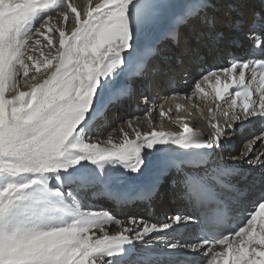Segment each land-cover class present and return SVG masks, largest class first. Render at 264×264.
<instances>
[{
  "label": "snow or ice",
  "instance_id": "6c2138e0",
  "mask_svg": "<svg viewBox=\"0 0 264 264\" xmlns=\"http://www.w3.org/2000/svg\"><path fill=\"white\" fill-rule=\"evenodd\" d=\"M164 7L162 0H88L79 8L72 0H0V264H133L134 241L182 229L188 240L169 243L163 259L139 264H264V11L233 22L250 42L248 58L233 56L194 83L192 95L207 96L201 84L214 81L207 135L180 117V132L153 128L136 131L133 140L121 128L120 143L111 136L92 140L98 118L135 98L127 76L156 74L149 61L158 49L144 40ZM197 7L203 0L178 14L164 35L178 42L180 26ZM54 16L63 26L50 23ZM216 23L208 21L210 28ZM229 43L236 36L218 31L204 55L219 57ZM45 47L53 51L45 55ZM191 56L199 53L185 44L167 69L170 81L191 74ZM32 69L35 83L21 90ZM256 124L259 135L233 152L231 137ZM157 154L155 180L116 198L159 197L163 178L180 190L192 214L176 213L159 226L138 216L121 220L83 210L73 194L112 183L121 170L143 176ZM243 165L251 171L242 173ZM238 175L246 177L239 187L232 182ZM230 213L236 226L224 227ZM106 225L121 230L110 234Z\"/></svg>",
  "mask_w": 264,
  "mask_h": 264
},
{
  "label": "bare ground",
  "instance_id": "6f19581e",
  "mask_svg": "<svg viewBox=\"0 0 264 264\" xmlns=\"http://www.w3.org/2000/svg\"><path fill=\"white\" fill-rule=\"evenodd\" d=\"M72 2L79 8L81 5L86 6L88 0H72ZM231 2L232 1L230 0H206L204 7L180 27L179 41L177 43L168 44L166 41H162L159 44L158 54L149 61V67L155 66L157 70L156 74L151 76V80L155 84L158 83L159 89L165 88V90H168V86L176 79L177 76L171 78L170 81L168 75H166L167 69L172 61L181 56L183 46L185 44L190 47L197 48L196 52L199 53L198 60L202 62V65H199V62H195L193 60L194 56L189 57L187 64L190 68L191 74L184 76L192 77L195 73L196 77H199L202 75V72H198V69L210 64V62L215 58L212 56H206V60L203 63L202 59L203 56H205L204 53L206 52L205 47L208 46L211 48L213 46L216 32L226 31L227 29V26H224L223 28L219 26L221 18L225 16L235 19L237 17V11L241 12L243 16H246V14L252 13L255 8L253 0H250L249 3L246 0L239 1L234 4H231ZM233 2H235V0ZM229 6H233L234 9L230 10ZM212 18H215L217 21L215 28H210L208 24V21ZM50 23L56 26H63L61 17L54 16ZM70 27L71 26H69V31ZM50 35H52L54 41L58 40L57 33L53 32ZM196 37H198V41L195 40ZM226 45L227 44L221 45L219 49L224 57H228L225 51L222 50ZM43 51L45 55H49L53 50L45 47ZM38 54L39 53H37V55ZM223 56H221V59ZM43 74L44 70L42 69L41 75ZM33 75H36L34 69L30 71L29 77L25 78L28 81V84H25L23 80L20 82L21 90H28V86L31 83H35V81L31 80V76ZM141 79L143 78H140V80ZM126 82L128 84V78ZM137 83V81H133L131 84L135 86ZM193 87L194 84L184 90L183 93H175L171 96L165 95L164 97L154 98L152 104L147 106L145 109H142L140 112L136 111L138 102L136 106L135 104L134 106H130L131 100H127V104L112 108L94 122L92 140L103 143L109 136H111L116 143H120L123 140L121 128H123L124 131L128 133L129 138L133 140L136 138V131L147 133L152 131L153 128L166 132H180L182 131V128H180L177 123V120L180 117H184L185 119L182 122L188 123L194 129L202 130L203 132L208 133V108L213 105L209 101L208 97L204 96L202 93L198 96H193ZM201 87L204 89V92L207 93V84H203ZM165 93L166 92L164 91L163 94ZM178 105L183 107L178 108ZM194 105L195 107H193ZM161 109L165 111L166 115H160ZM201 110L203 115H201ZM134 111H136V116H133ZM116 117H118V123H115L114 121ZM128 122H131V127L128 126ZM220 123L221 125L224 124V119L222 117L220 118ZM110 125L113 126L112 129L110 131H106L107 127ZM255 135H259L258 124L249 125L240 130L231 137V150L233 152L241 150L243 144ZM156 147H159V145ZM152 151H155V149ZM160 158L159 154L153 157V165L150 166L149 171L143 176H135L121 170L119 178L114 180L112 183L107 185L97 184L94 187L82 188L79 189L78 193L74 192L73 194L77 195V199L80 200L83 210L96 211L100 214L107 212L121 220L126 219L128 216L124 218H122V216L129 213V216L143 217L150 223H154L159 226L168 222V218L176 213H182L185 215L192 214L194 210L192 206L182 197L180 190L177 191L171 182L165 181L163 178L161 179V183L164 187L162 195L159 197H154L151 200L131 201H124L116 198V193H135L142 189L143 181L156 178L155 165ZM224 159L230 160L231 157L225 156ZM240 171L242 173H248L251 170L249 169V166L243 165ZM232 182L239 187L245 184L246 177L244 175H238L232 178ZM236 207L239 209L242 205H237ZM106 227L110 234H115L121 230V226L106 225ZM167 233L172 234L171 230H164L159 234H150L148 240L144 241L142 244H140L141 241H134V243L139 245V247L133 250L134 255L129 259L133 262V264H139V262H142V260L144 261L145 258L153 259L160 257L163 259L160 253L161 250L167 248V244L162 245L160 240L164 238V235ZM180 235H184V237L177 238L175 243H182L189 239V234L185 230H183V232H181L178 236ZM153 247H156L157 250H153ZM168 250L171 251L170 249ZM152 254H155L156 257H153Z\"/></svg>",
  "mask_w": 264,
  "mask_h": 264
},
{
  "label": "rangeland",
  "instance_id": "374dc122",
  "mask_svg": "<svg viewBox=\"0 0 264 264\" xmlns=\"http://www.w3.org/2000/svg\"><path fill=\"white\" fill-rule=\"evenodd\" d=\"M109 128H112V126L111 127H109ZM110 131L111 129H106V131ZM130 214L129 213H126L124 216H122V218H124V217H126V216H129ZM181 232H183V230H181L179 233H172V234H170V233H167V234H165L164 235V238H162L161 240H160V243L162 244V245H165V244H169V243H175L176 241H177V238H183L184 237V235H180V236H178ZM155 235V234H154ZM149 237V236H148ZM148 237L147 238H145L143 241H141L140 242V244H142L144 241H147L148 240ZM166 238H167V240H166ZM155 250H157V248L155 249ZM146 259V258H145ZM144 259V260H145ZM143 261V260H142Z\"/></svg>",
  "mask_w": 264,
  "mask_h": 264
}]
</instances>
